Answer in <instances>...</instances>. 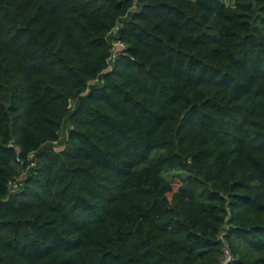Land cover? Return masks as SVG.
<instances>
[{
	"label": "trees",
	"instance_id": "obj_1",
	"mask_svg": "<svg viewBox=\"0 0 264 264\" xmlns=\"http://www.w3.org/2000/svg\"><path fill=\"white\" fill-rule=\"evenodd\" d=\"M264 264V0H0V264Z\"/></svg>",
	"mask_w": 264,
	"mask_h": 264
},
{
	"label": "built area",
	"instance_id": "obj_2",
	"mask_svg": "<svg viewBox=\"0 0 264 264\" xmlns=\"http://www.w3.org/2000/svg\"><path fill=\"white\" fill-rule=\"evenodd\" d=\"M224 253H225V258H224V262L222 264H225L227 261L230 260V256L228 254L227 249H224Z\"/></svg>",
	"mask_w": 264,
	"mask_h": 264
}]
</instances>
